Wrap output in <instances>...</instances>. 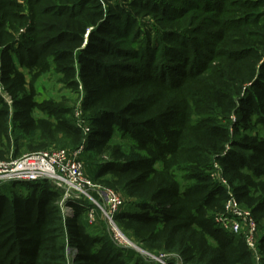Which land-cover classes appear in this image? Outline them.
Returning a JSON list of instances; mask_svg holds the SVG:
<instances>
[{
	"label": "trees",
	"instance_id": "obj_1",
	"mask_svg": "<svg viewBox=\"0 0 264 264\" xmlns=\"http://www.w3.org/2000/svg\"><path fill=\"white\" fill-rule=\"evenodd\" d=\"M122 1L0 0V151L83 144L85 176L122 193L115 220L153 256L264 264V235L256 260L216 225L227 192L211 178L218 164L264 218V0ZM140 15L165 28L145 49L131 44ZM16 25H27L19 42ZM51 77L68 95L44 97ZM60 200L45 181L0 185V264H149L90 235L84 205L64 218Z\"/></svg>",
	"mask_w": 264,
	"mask_h": 264
},
{
	"label": "built area",
	"instance_id": "obj_2",
	"mask_svg": "<svg viewBox=\"0 0 264 264\" xmlns=\"http://www.w3.org/2000/svg\"><path fill=\"white\" fill-rule=\"evenodd\" d=\"M79 114L81 115L80 111L76 113L77 117ZM77 124L78 126L83 125L80 121ZM83 148V144H81L72 151L49 149L26 153L16 159L0 160V185L11 182L45 181L61 193L59 206L62 212L66 211L67 215H70L72 213L71 204L82 198L87 199L90 203V208L87 207L86 210L88 224L92 225L97 214L101 212L111 221L123 206V201H120L109 188L96 190L95 184L85 176L84 165L81 161ZM211 178L221 184L227 192L223 210L218 213L220 216H214V221L229 234H241L255 259L258 260L259 230L250 210L235 200L218 164L213 165ZM102 190L105 199H102L100 195ZM100 202L103 203V206L100 205ZM112 230L117 237L123 239L115 223L112 225ZM179 263L181 262L179 261Z\"/></svg>",
	"mask_w": 264,
	"mask_h": 264
},
{
	"label": "rangeland",
	"instance_id": "obj_3",
	"mask_svg": "<svg viewBox=\"0 0 264 264\" xmlns=\"http://www.w3.org/2000/svg\"><path fill=\"white\" fill-rule=\"evenodd\" d=\"M131 1H134V0H124V1H122L120 3V5L124 6L127 2H131ZM135 1H139V0H135ZM19 3L24 5L23 2H19ZM24 9H26V8H24ZM38 9H40V8H38ZM26 12H27V10L23 11V14L26 15L27 14ZM26 26L20 27L19 25H16V27L14 29H10L9 33L12 36V40L11 41L19 42V37L26 32ZM133 27H134V32H133L132 36L135 35V33H136V35L134 36V39H133V41L135 43L133 42L131 44H132V46L135 49H140V48L141 49H145V48H147L148 47L146 45L147 44L146 42L148 41V37L147 36H150V41H152L157 36H160L161 32L165 31L164 26H162V24L160 22L156 21L151 16H145V15L137 16V21H136V23H135V25ZM160 61H161L160 63L163 64L162 63L163 60H160ZM171 62H172V64H175V62L174 63H173V61H171ZM164 63H166V62H164ZM176 66H177V64H176ZM43 79L44 80H42V84L44 86V90H46L45 96L43 95L44 97H46V95L47 96L51 95L52 93H53V95H57L58 97L60 95H64V94L68 95L67 91L62 89L61 86L56 83V81H55L56 79L54 77L53 78L52 77L51 78H43ZM0 95L3 97V99L7 103H10V99L6 95L3 94L2 90H0ZM78 103H79V97L76 98V101H75L74 107H73V109H74V120L76 121V124H77L78 121H80L81 123H83V126H85L86 124L84 125L85 122L83 120L82 113H81L80 109L78 108ZM79 111H80L81 115L79 114V116L77 117L76 113L79 112ZM77 119H78V121H77ZM115 141H116V143H119V144H121L123 146L128 145L127 140L125 138H122L121 135H116ZM63 149H66L68 151L73 150L71 146H65ZM10 157H11L10 155H8V154L4 155L3 152L0 151V160H8V159H10ZM96 161L97 162L99 161L98 163H100L103 160H101V158L97 155L96 156ZM100 182L101 181H98L97 183H94L95 186H96V188H95L96 190L97 189H103V188H106V189L109 188L111 191H113L118 196L120 201H125V203H126V200L123 198L122 193L120 191L114 190V189H112L110 187H107V186L101 184ZM100 195H101L102 199H105V195H104V191L103 190L100 193ZM74 204L84 205L86 208L87 207H88V209L90 208V206H89L90 203H89V201L87 199L86 200H84L82 198L78 199L77 201L74 202ZM58 205H59V203H58ZM100 205L103 206V203L100 202ZM126 207H127V203L120 208L118 213H120ZM59 209H60L61 215L64 218H66L67 217V212L66 211L62 212L60 206H59ZM216 214H215V217L220 216V214H218V213H216ZM215 217L213 218L214 220H215ZM255 219L257 221L258 228H259L258 235L262 237L264 235V218H262V216L259 215V216H255ZM114 223H115L116 227L118 228V230L121 232L120 234H121L123 239L117 237L115 235V233L113 232L112 225H114ZM216 225L218 227H221V225L218 224V223H216ZM91 227L92 228L90 229V235H92V236H101V235L102 236H106L107 239L112 243L114 248H117L119 250L131 248L134 251H136L138 253V255L140 256V258L146 263H149V264H168V263L169 264H181V263H179V260H176L175 256L172 255V254H162V253H160L159 255H154L153 256L152 253H150L149 251L143 249L140 246V244H138L134 240H132V238L129 236V234L125 233L123 231L122 227L120 225H118V223L116 222L115 218H113L110 221V220H108L106 218V216H104L102 214V212L97 214L96 220L91 225ZM69 252H71V251H69ZM68 257L71 260V261H68L69 264H72L74 255L73 254H69ZM167 261H169V262H167Z\"/></svg>",
	"mask_w": 264,
	"mask_h": 264
}]
</instances>
